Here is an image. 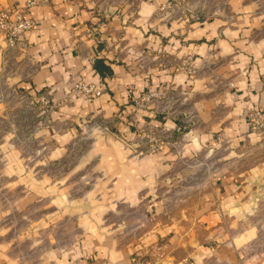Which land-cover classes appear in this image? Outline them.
Wrapping results in <instances>:
<instances>
[{"label": "crops", "instance_id": "0c3cea01", "mask_svg": "<svg viewBox=\"0 0 264 264\" xmlns=\"http://www.w3.org/2000/svg\"><path fill=\"white\" fill-rule=\"evenodd\" d=\"M166 1L0 0V10L11 14L31 3L26 15L35 25L14 48L8 46L0 33V72L12 65L16 75L13 85L32 94L42 92L62 97L68 104L77 100L95 114L112 112V121H117L115 134L125 147L129 148L126 144L134 136L135 125L159 119L164 122V118L156 117L150 110H136L127 99L128 87L134 95L148 87L167 89L193 106L197 120L186 133L182 149H163L135 163L123 162L118 154L121 161L108 163L106 173L112 171V176L115 171L111 181L125 187L124 197L132 191L138 193L131 187L135 188L139 182L147 184L158 179L163 182V175L174 163L169 155L178 163L183 160L190 163L201 151L244 149L247 143L259 139L251 131L246 113L264 111V0H215L214 8L193 4L197 18L185 15L170 21L156 14ZM212 5L214 1L209 7ZM153 56L172 64H154ZM186 57L192 59L193 76L180 69ZM77 83L98 86L101 95L91 99L74 95L72 88ZM180 170L183 177L189 176L184 168ZM238 182L233 175L221 176L219 184L224 188L221 202L242 199L239 191L243 186ZM137 200V206L143 204L141 199ZM151 207L150 211L142 212L145 229L129 246L117 238L112 240L111 236L106 247L98 239L89 245L81 239L49 242L47 248L32 243L23 255L13 249L9 251L14 247L12 242L3 246L0 234V264H31L38 252L35 264H133L162 237L165 239L155 244L160 249V264L224 262L237 252V247L227 243L197 248L189 237L196 228L193 224L196 218L207 223L203 224V228L210 229L207 238L225 232L209 227L212 220L222 222V215L210 211V204L185 216L191 224L187 233L178 224L157 222L160 207ZM181 230L188 236L182 237Z\"/></svg>", "mask_w": 264, "mask_h": 264}, {"label": "rangeland", "instance_id": "374dc122", "mask_svg": "<svg viewBox=\"0 0 264 264\" xmlns=\"http://www.w3.org/2000/svg\"><path fill=\"white\" fill-rule=\"evenodd\" d=\"M212 1L214 5L209 7ZM217 1L194 0L193 4L214 8ZM13 68L9 65L4 73L0 72V234L3 246L13 243L9 251L24 255L32 243L47 248L49 242L80 239L87 241V245L98 239L106 247L111 236L129 246L145 229L142 212L150 211L153 205L161 211L157 213V222L178 224L187 233L191 224L186 217L210 204L208 208L221 214L222 222L212 220L208 226L212 231L218 228L225 232L207 238L210 229L203 228L207 223L196 218V228L189 237L197 248L227 243L238 249L227 261L199 264H264V144L260 139L247 143L244 149L201 151L190 163H178L169 155L175 160L170 159L174 163L163 175V182H139L131 187L138 193L132 191L124 197L125 187L111 181L115 171L112 176V171L106 173L108 163L121 161L118 154L126 161L123 144L114 131L117 121H112V112L103 110L106 114H95L77 100L68 104L62 97L32 94L13 85ZM146 90L160 89L148 87L142 91ZM165 91L163 100L155 98L145 107L132 104L138 111L150 110L156 117L164 118L163 123L153 119L156 122L134 126V136L126 144L132 152L137 149V129L144 128L160 136L164 146L159 151L182 149L184 137L197 116L180 94ZM126 96L131 103L127 93ZM166 119L171 122L166 124ZM163 135L167 137L164 139ZM149 154L153 153L138 159ZM180 168L189 176L183 177ZM222 175H233L242 184L240 201L221 202ZM137 199L143 204L137 206ZM148 219L152 220L150 216ZM182 231L181 236L187 237ZM162 239L165 238L158 241ZM157 242L149 246L148 252L155 251L156 255L146 254L135 261L160 264ZM6 250L5 247L3 251ZM38 254H34L31 264H35Z\"/></svg>", "mask_w": 264, "mask_h": 264}, {"label": "built area", "instance_id": "2783aa9c", "mask_svg": "<svg viewBox=\"0 0 264 264\" xmlns=\"http://www.w3.org/2000/svg\"><path fill=\"white\" fill-rule=\"evenodd\" d=\"M194 0H167L161 4L157 10V16L161 17L165 21H170L180 16L191 15L197 18L196 7H193ZM31 3L20 9L17 13L11 14L10 12L0 10V33L4 36L10 48H14L26 33L31 32L34 29V21L27 17L26 11ZM151 62H159L172 64V62H166L161 59H157L156 56L152 57ZM191 58L186 57L181 61L180 69L189 76L195 74V70L191 67ZM166 89H160L158 92H151V90L138 92V96H132V90L126 89V93L130 97V101L137 107H145V105L153 102L156 99H164ZM72 92L74 95H81L86 98H96L101 95V88L95 85H86L83 83H77L73 86ZM247 120L251 126V131L255 133L264 144V111H248L246 113ZM137 149L134 150V154L137 156L145 155V153L158 152L164 146L162 140H159L158 133L150 131L147 128L137 129ZM151 134L153 136H151ZM167 136L162 138H166ZM134 264H149L147 261H135Z\"/></svg>", "mask_w": 264, "mask_h": 264}, {"label": "water", "instance_id": "95a60500", "mask_svg": "<svg viewBox=\"0 0 264 264\" xmlns=\"http://www.w3.org/2000/svg\"><path fill=\"white\" fill-rule=\"evenodd\" d=\"M123 146V151L126 154V160L132 163L140 162L142 159L145 158V156L141 159H138L139 156L135 155L129 148Z\"/></svg>", "mask_w": 264, "mask_h": 264}]
</instances>
